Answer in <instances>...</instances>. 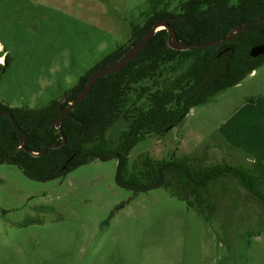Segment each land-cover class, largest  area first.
I'll use <instances>...</instances> for the list:
<instances>
[{
	"label": "rangeland",
	"instance_id": "374dc122",
	"mask_svg": "<svg viewBox=\"0 0 264 264\" xmlns=\"http://www.w3.org/2000/svg\"><path fill=\"white\" fill-rule=\"evenodd\" d=\"M152 1L74 0L68 8L23 16L19 0H0V9H9L0 11V42L10 57L0 100L34 109L62 100L84 72L128 45L131 25H142ZM183 1L167 0L168 9L177 13ZM245 88H229L165 135L137 141L127 174L195 158L200 166L224 163L254 175L249 156L230 158L214 149L221 146L218 124ZM116 163L94 160L45 182L0 164V264H264V202L236 178L212 185L215 207L206 219L166 189L134 194L121 188ZM257 184L264 193V176Z\"/></svg>",
	"mask_w": 264,
	"mask_h": 264
},
{
	"label": "trees",
	"instance_id": "16d2710c",
	"mask_svg": "<svg viewBox=\"0 0 264 264\" xmlns=\"http://www.w3.org/2000/svg\"><path fill=\"white\" fill-rule=\"evenodd\" d=\"M152 5L153 11L142 25H131L128 45L84 72L62 100H51L37 109L11 107L0 100V164L14 165L25 177L45 182L94 160L115 159V181L121 188L134 194L166 189L206 219L212 217L215 207L210 189L225 180L222 177L236 178L264 202L257 184L260 177L224 163L200 166L195 158L161 161L127 174L128 155L137 141L152 134L165 135L194 107L208 104L264 65V53L249 56L252 47L264 44V21L256 22L264 18V0H185L177 13L168 9L167 0H153ZM158 5L162 7L157 9ZM164 19H172L169 24L175 40L191 46L222 41L235 28L253 24L227 42L186 51L170 49L167 31H157L124 68L97 80L56 127L62 110L73 103L89 77L116 63ZM9 63L5 54L0 77ZM46 146L57 147L41 153Z\"/></svg>",
	"mask_w": 264,
	"mask_h": 264
},
{
	"label": "crops",
	"instance_id": "0c3cea01",
	"mask_svg": "<svg viewBox=\"0 0 264 264\" xmlns=\"http://www.w3.org/2000/svg\"><path fill=\"white\" fill-rule=\"evenodd\" d=\"M19 1L16 9L19 13L22 12L23 16H26V12L29 14L36 8L58 10V8H68L69 5H74V0ZM8 10L4 6L0 9V11ZM10 10L13 11V8ZM5 54L8 53L0 42V61L3 62ZM244 85H246L244 90L236 92V94L242 92L241 97L233 104L214 132L219 136L216 139L221 140V146L216 145L214 149L225 150V154L230 158L249 156L250 159L246 161L252 166L250 168L254 171V175L261 177L264 172V65L231 88L241 89ZM250 90H252L251 93L243 94ZM256 154L261 157L257 159Z\"/></svg>",
	"mask_w": 264,
	"mask_h": 264
},
{
	"label": "water",
	"instance_id": "95a60500",
	"mask_svg": "<svg viewBox=\"0 0 264 264\" xmlns=\"http://www.w3.org/2000/svg\"><path fill=\"white\" fill-rule=\"evenodd\" d=\"M172 19H164L160 22L155 23L152 28L147 32V34L142 37L136 44L132 45L125 53L124 55L113 65H108L105 66L99 70H97L93 75H91L86 83V86L83 88V90L77 95V97L74 99L73 103H71L67 108H64L61 112V115L59 116L58 120L56 121V127H59L61 119L63 116L69 111L74 109L88 94V92L91 90L92 86L95 84L97 80L100 78L105 77L106 75L116 73L120 71L122 68L125 67V65L132 60L146 45L148 40L159 30L165 29L169 35V40H168V47L172 50L176 51H186L190 50L191 48L195 47L197 49H203L209 46L216 45L221 42H227L231 40L237 33L240 31L244 30L247 31L250 29V26L253 23H249L245 26H239L235 28L233 31L229 33V35L224 38L222 41L219 42H208V43H202V44H197L195 46H191L187 43L180 42L175 40L173 37V30L172 27L170 26L169 22ZM264 21V18H261L257 20L256 22H261ZM264 53V44L254 46L250 49L249 51V56L251 58H256ZM57 146H46L41 153L45 152L46 149L48 148H55ZM38 155V154H37ZM65 167H63L64 169Z\"/></svg>",
	"mask_w": 264,
	"mask_h": 264
},
{
	"label": "snow or ice",
	"instance_id": "6c2138e0",
	"mask_svg": "<svg viewBox=\"0 0 264 264\" xmlns=\"http://www.w3.org/2000/svg\"><path fill=\"white\" fill-rule=\"evenodd\" d=\"M0 62H2V61H0Z\"/></svg>",
	"mask_w": 264,
	"mask_h": 264
}]
</instances>
